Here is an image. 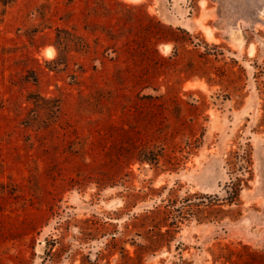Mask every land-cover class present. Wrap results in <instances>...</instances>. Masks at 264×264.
Returning a JSON list of instances; mask_svg holds the SVG:
<instances>
[{
	"label": "rangeland",
	"instance_id": "1",
	"mask_svg": "<svg viewBox=\"0 0 264 264\" xmlns=\"http://www.w3.org/2000/svg\"><path fill=\"white\" fill-rule=\"evenodd\" d=\"M215 194L199 219L189 204ZM156 206L173 236L141 260ZM227 247L264 264V0L0 2V264H218Z\"/></svg>",
	"mask_w": 264,
	"mask_h": 264
},
{
	"label": "trees",
	"instance_id": "2",
	"mask_svg": "<svg viewBox=\"0 0 264 264\" xmlns=\"http://www.w3.org/2000/svg\"><path fill=\"white\" fill-rule=\"evenodd\" d=\"M11 0H0L2 3H8ZM151 19L157 23L161 29H165L166 31L170 32L171 34H176L177 31L185 32V34H189V32L186 29H183L181 27H173L171 25H166L162 23L160 20H156L153 17ZM62 29H59L61 31ZM70 34V31H68ZM159 30H152L149 32V36L157 37V39L161 38L159 36L160 33H158ZM70 37L68 36V39ZM73 40V39H72ZM141 161L148 160L153 161V159L147 155H143L140 159ZM250 170V169H249ZM248 178L237 176L235 180L231 182V184L228 185V202L233 203L236 202V200L239 199L240 191H241V185L242 182L245 181L247 183ZM201 196V200L199 202H193L190 203L189 206L191 210H196L195 214L198 216L199 219L206 218L208 215H206V212H212L217 204H220V198L217 194L215 195H199ZM192 206V207H191ZM172 212V209L168 207H162V206H156L153 209H150L149 211L142 214V224L143 226H148L149 229H147L146 239L148 240V243H138V249H137V257L142 260L144 253L149 250L156 247H159L163 244L164 241L169 240V237H172L173 234V228H168L167 230H162V225L166 224V221H163L164 219H167L170 213ZM248 247V246H247ZM237 251L233 249L232 247H227L222 249L220 252L215 254V261L218 262V264H241L242 258L241 257H235ZM249 253L251 255V258L253 259L254 256H260L264 258V252H257L249 250ZM131 257V256H129Z\"/></svg>",
	"mask_w": 264,
	"mask_h": 264
},
{
	"label": "bare ground",
	"instance_id": "3",
	"mask_svg": "<svg viewBox=\"0 0 264 264\" xmlns=\"http://www.w3.org/2000/svg\"><path fill=\"white\" fill-rule=\"evenodd\" d=\"M207 27H205V29H206ZM206 31V30H205ZM211 31V30H210ZM207 33V32H206ZM210 34H211V32H209ZM209 36V35H208ZM209 37H211V35L209 36ZM239 37V36H238ZM210 39V38H209ZM212 39V38H211ZM251 47H253V45H251ZM254 48V47H253ZM253 50V49H252Z\"/></svg>",
	"mask_w": 264,
	"mask_h": 264
}]
</instances>
